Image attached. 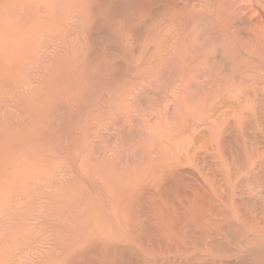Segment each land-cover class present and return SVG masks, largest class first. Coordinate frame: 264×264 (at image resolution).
Here are the masks:
<instances>
[{
	"label": "bare ground",
	"instance_id": "obj_1",
	"mask_svg": "<svg viewBox=\"0 0 264 264\" xmlns=\"http://www.w3.org/2000/svg\"><path fill=\"white\" fill-rule=\"evenodd\" d=\"M0 264H264V0H0Z\"/></svg>",
	"mask_w": 264,
	"mask_h": 264
}]
</instances>
